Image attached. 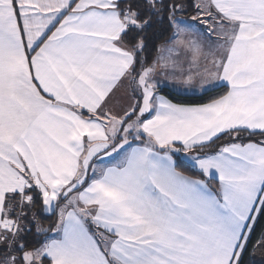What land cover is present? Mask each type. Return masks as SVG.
<instances>
[{
    "label": "snow or ice",
    "instance_id": "6c2138e0",
    "mask_svg": "<svg viewBox=\"0 0 264 264\" xmlns=\"http://www.w3.org/2000/svg\"><path fill=\"white\" fill-rule=\"evenodd\" d=\"M177 80L227 90L174 103ZM256 135L264 0H0V264H242L264 215Z\"/></svg>",
    "mask_w": 264,
    "mask_h": 264
},
{
    "label": "trees",
    "instance_id": "16d2710c",
    "mask_svg": "<svg viewBox=\"0 0 264 264\" xmlns=\"http://www.w3.org/2000/svg\"><path fill=\"white\" fill-rule=\"evenodd\" d=\"M189 3L192 2V0H188ZM195 15V11L190 7L187 11V13L184 14V18L190 19L191 16ZM153 31L155 34L153 35ZM172 30L168 27L167 20H164L163 23L158 24L156 26L155 30H150L149 35L151 39L149 40V46L144 55L148 57L149 63L156 57L158 53V46H160L163 42L167 41L168 38L171 36ZM226 87L218 86L216 88L207 90L201 94L196 95H186V94H177L167 88H161L160 93L167 96L169 99H171L173 102L176 103H183V104H200V103H207L210 99L215 98L221 94H223L226 91ZM244 137H246L241 142H247L248 133L242 134ZM264 137H261L259 135L252 136V140H260ZM229 140L228 137L223 136L219 140L216 141L215 146H219L224 144ZM180 170L186 172L188 175L192 176H199L200 174L193 170L191 167L186 166V163H181L178 165ZM210 185L216 187L217 181L211 180ZM55 220L56 217L51 216L49 214H43L40 217L41 225L49 229V233L51 232V229L55 226ZM48 233V234H49ZM264 234V215L259 217L258 222L255 225V228L251 234V238L248 241L247 249L243 253V259L242 264H264V241H261L259 245H257V241L260 240L261 235ZM34 237L30 234L29 240H33Z\"/></svg>",
    "mask_w": 264,
    "mask_h": 264
},
{
    "label": "crops",
    "instance_id": "0c3cea01",
    "mask_svg": "<svg viewBox=\"0 0 264 264\" xmlns=\"http://www.w3.org/2000/svg\"><path fill=\"white\" fill-rule=\"evenodd\" d=\"M165 42H163L162 44H164ZM161 54L167 55V52H164V53L158 52L156 56L161 55ZM190 58H191L190 55H187L184 53L181 54V59L185 61V63H184L185 69H187V67H188L187 61ZM158 79L164 80L165 77H164V75H161L158 77ZM167 80L171 81V77L169 76L167 78ZM161 88H167V89H169V90H171L177 94H186V95H196V94H201V93L205 92L204 90L201 89L200 81H198V80L193 81L192 85H189V86H185V85L181 84L179 80H177L175 82H166L165 84H163L161 86ZM214 88H216V87H214ZM211 89H213V88H211ZM116 99H119V101H120V105L115 107L116 111L120 110V106H126L127 104H130L132 102V92H131V89L127 86V82H125V84L123 86H121L116 91L114 101ZM174 103H176V102H174ZM239 142H241V141H239ZM247 142H243V143H247ZM49 234H51V232Z\"/></svg>",
    "mask_w": 264,
    "mask_h": 264
},
{
    "label": "rangeland",
    "instance_id": "374dc122",
    "mask_svg": "<svg viewBox=\"0 0 264 264\" xmlns=\"http://www.w3.org/2000/svg\"><path fill=\"white\" fill-rule=\"evenodd\" d=\"M211 186V185H210ZM213 188H215L213 185L211 186ZM50 236H54V233L51 232V234H49Z\"/></svg>",
    "mask_w": 264,
    "mask_h": 264
}]
</instances>
